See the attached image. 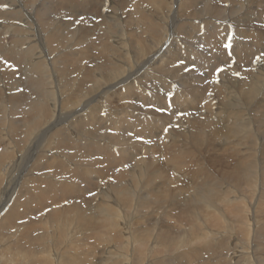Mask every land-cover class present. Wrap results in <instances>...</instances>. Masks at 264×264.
<instances>
[{
    "label": "bare ground",
    "instance_id": "bare-ground-1",
    "mask_svg": "<svg viewBox=\"0 0 264 264\" xmlns=\"http://www.w3.org/2000/svg\"><path fill=\"white\" fill-rule=\"evenodd\" d=\"M48 7L51 0H0V246L7 250V255L0 254L2 264L36 257L35 264H46L45 260L50 258L52 263L59 256L44 248L33 250L30 241V255L11 256L2 241L6 235L2 231L11 225L6 219L9 211H22L24 226L33 222L27 213L32 215L35 203L47 202L38 196L46 188L74 203L81 201V211L64 209L53 217L58 247L67 233H83L90 221L103 222L100 235L110 238L111 244L100 242L95 263L131 264L130 245L134 255L142 246L145 259L153 264H158L156 259L164 264H192L193 260L178 261L174 255L207 238L209 230L202 228L203 238L189 240L196 237L194 228L202 217L209 216L210 205L218 221L219 232L213 237L219 238L217 243L224 236L220 231L224 222L230 221L228 207L239 218L244 239L238 241L230 233L224 239L230 262L264 264V235L260 234L264 219L258 218L264 207V104L256 101L261 95L264 101V0H58L55 8L60 13ZM215 29L223 31L225 38L221 37L223 48L213 50ZM199 32L205 33L199 35L201 45L195 48L193 40ZM65 51L72 52L64 55ZM241 61L245 71L236 65ZM238 91L244 92L242 98ZM175 117L169 132L167 123ZM253 119L258 126L252 125ZM207 129L233 142L241 184L251 191L249 203L243 196L229 194L235 188L228 184V193L218 198L222 204L208 198L206 206L209 195L201 194V188L209 191L211 181L203 161L187 162L181 173L185 166L179 157L189 149L175 132L208 135ZM209 139L200 138L203 154L205 147L211 149ZM34 146H39L35 152ZM210 155L216 157L214 152ZM67 159L81 166L68 165ZM122 160L126 161L120 164ZM106 161L111 171L119 165L118 172H106ZM24 163H30L28 172L18 180L16 171ZM170 166L176 184L191 198L192 225L168 231L170 236L160 235L168 216L159 206L151 228L131 234L127 229L133 221L138 224L151 217L107 207L116 205V199L143 198L138 196L145 193L147 181L163 179L168 184L162 171ZM121 167H127V173H121ZM56 175L59 181H54ZM235 177L233 187L239 180ZM86 188L105 194L80 199L78 191L86 195ZM251 202L255 219L247 214ZM42 220L36 227L49 231L52 224ZM160 248H165L162 253Z\"/></svg>",
    "mask_w": 264,
    "mask_h": 264
},
{
    "label": "rangeland",
    "instance_id": "rangeland-1",
    "mask_svg": "<svg viewBox=\"0 0 264 264\" xmlns=\"http://www.w3.org/2000/svg\"><path fill=\"white\" fill-rule=\"evenodd\" d=\"M51 4H52V7H48V9H50L53 12L60 13L59 11H56V9L58 8H55V5L58 4V0H51ZM80 18L84 19V17H80ZM203 33L205 32H199L194 37L193 45L195 46V48L201 45L200 43H197V39L199 35ZM214 34L216 36L215 37L216 40H215V43H211V48L212 49L215 47L223 48V42H222L223 40L221 38V37L225 38L223 31H217L215 29ZM201 40H203V38ZM68 52L71 53L72 51H65L63 52V54L64 55L68 54ZM244 63L245 62L243 61L237 62L236 65L241 70L245 71L247 66L244 65ZM233 66H234L233 64H230L231 68ZM237 73L236 75H238ZM243 94L244 92L238 91V95L241 98L243 97ZM261 97L263 98V95H261L259 99L258 98L256 99L257 104L260 106L264 104V101H262ZM256 114L257 113L255 112L253 113L254 116H256ZM176 120H177V117L172 119L171 122L167 123V131L169 130L170 132L171 128L173 127V123H175ZM252 125L258 126V124L255 123V119H253ZM207 130L209 132L208 135H201L198 132H193L191 130L186 131L185 133L180 132L178 130L175 132L181 138L180 143H183L184 145L188 146V149H189L188 153H183L184 154L182 155L183 157L182 156L179 157L185 166L184 169L181 170V173L185 172L188 166L187 162H191L195 165H198L200 162L203 161V165H204L203 169L205 171V175L211 181L207 184L208 186H210L209 191L206 192L204 188H201L202 190L201 194L209 195L205 198V202L209 198L208 202H211L213 204H222V202L218 198L221 196L222 192L226 193L225 191L229 189L228 184H230V188H235V189L233 190L229 189V194H233L232 192H234L239 197L243 196L249 203L251 191L246 187L245 184L243 185L241 184L243 183L241 181L243 180V176H242L241 169L238 167V162H240V159L238 158L236 150L232 148L233 142H229L231 139L227 141L223 140L222 137H220V135H211L210 130L209 129ZM162 135L164 136V134ZM201 137H204V138L208 137V139L210 138L207 146L211 149H207L205 147L204 154L202 152V146H201V141H200ZM190 146H195V150L191 149ZM237 146L239 150L241 151L240 145H237ZM38 148L39 146H34L32 151L35 152L36 150H38ZM122 148H125V146ZM76 151H79V149H77ZM205 151H208L209 153L208 156L205 155ZM213 152L216 154L215 158H213V155H210ZM37 161L38 160L35 159V162ZM124 161L126 160H122L120 164H122ZM66 163L74 167L81 166V164L79 163L73 164L72 162H69L68 159L66 160ZM106 163L108 164L107 161ZM29 166H30V163H26V164L24 163L22 167L20 168V170L18 172L16 171L18 180L23 179L24 174L28 172ZM109 166L111 167V165L108 164V169L106 171L108 173L118 172V168L120 167L119 165H117L115 166L116 170L111 171ZM127 167H128V164H127ZM127 167L126 169H123V170L121 167L120 168L121 173H127L126 171ZM194 169H202V168H194ZM194 169H188L187 172H190ZM162 172L165 176L164 179L168 181V184H163V179L162 180L158 179V181L156 182H154V180H151V182L147 181L144 183V186H143L145 193L142 196H138V197H143V198L137 199L134 196L131 202L129 201L126 202L125 200L116 199V203H117L116 205H112V207H107L108 211L109 210H113L114 212L120 211L118 208H116L117 206H119L121 210L126 211L131 216L136 215L144 219L148 217L147 215L151 217L150 220L146 222H141L138 224L136 222L134 223L133 221V224L129 225L127 229V231H130L131 234H138V231H136L138 228L140 229L151 228V226L157 219L156 213H157V208L159 206L165 210V213L163 216L165 217L168 216L164 226L159 230L160 235L170 236L167 233L168 231H176L180 227H190L192 225V221L194 218L192 219L191 211L194 212V210L191 208L193 207L192 204L190 205L191 198L189 194H187V192L185 191L182 185L178 183L176 184L177 182L176 174L171 166L168 168H164ZM235 175H237L239 180L237 181L235 187H233L231 180L235 177ZM55 177H57V179H54V181L60 180V178L57 175ZM105 178H109V176L107 175ZM189 179H192V178L190 177ZM67 182H69V180ZM257 182H258V177L254 178L253 180L254 187L257 185ZM63 184H65V182ZM81 189L80 191H78V195H79L78 197L80 199H83V197H87L88 199L92 195L97 197L98 194L100 196H103L105 194V192L96 193L98 191L96 189H93L94 192H91V191L88 192L89 190L86 188L88 193L84 195V192ZM158 190H162V192L160 193L158 192L157 194H155ZM16 192L21 193V191H16ZM26 192L27 191L24 190L22 194L24 195ZM38 196L40 200H42V198L44 197L43 200L47 199V202L43 204L35 203L33 206L34 212L31 213L32 215L27 213V218L28 219L33 218L34 219L33 222H28L24 226V223L26 222V218L22 219V214H21L22 211H19V210H16V211L10 210L8 213V217H6L7 221L11 225L9 226L6 225V228H4V230L2 231L3 233L6 234L2 238V241H3V244L9 247V255L13 256V254L16 255L17 253H20L19 254L20 258H24L25 255H30L31 253L28 252L29 244L27 243V241H30L31 248H33V250H36V249L40 250L41 248H44V252H52V253L57 252V254H59L57 259L53 260L52 263H51L50 258L49 260H45L46 264H98V263H95L98 259V254H95V252H98L97 249L100 246V242L108 246H110L111 244L109 237H108L109 239H107L106 237L100 235V233L103 231L99 225L103 227L102 225L103 222L101 221L102 222L101 223L99 220L97 222L90 221L86 225L88 229L84 231L83 233H74V232L67 233L68 238H66L61 243L62 245L58 247L56 245L55 237H54L55 236L54 233L56 232L55 231L56 220L53 217L62 214L64 209H67L73 212L81 211V208L79 205L81 201H77L74 203L70 199V197L64 198L63 195L59 196L57 192L55 193L51 192L47 188L39 192ZM146 196H150L152 199H147ZM16 200L17 202H19V198H17ZM208 202L205 203L206 206ZM252 204H253L252 202L249 204V213L247 214L250 215V217H252L253 219H255V216H253L252 213L250 212V208L253 206ZM9 206L3 211L1 216L2 215L4 216L6 214L7 210L9 209ZM16 206L18 207V204ZM210 207L211 206L209 205V207L206 209L207 214L209 216H207L205 219L204 217H202L204 220L203 219L200 220L201 222H200L199 227L198 225H196L194 228L196 237H191L193 239L190 238L189 240L190 241L197 240L199 236L203 238L204 236L201 235L202 228L204 229V231H206V229L209 230V232L206 234L207 238L201 241L202 243L195 244L193 248L188 247V248H185V251L183 250L179 251L177 255H174V258L176 260L178 261L193 260L194 262H192V264H233L234 261L233 262L231 261L232 262L231 263L230 260L226 257V253H228L229 250L223 249L226 243L224 239L225 237L229 236L228 235L229 233L232 234V236L235 237L238 241H242V238L244 239L243 233L241 231V225H240L239 218L235 217L233 215L232 208L228 207L229 208L228 213H230L229 214L230 221H228L227 219L228 225L224 222V227L220 229V231L224 230V233H223L224 236H221L220 241L217 243V240H219V238H213V237H216V233L219 232L216 229L218 225H215V223L218 221L216 219V216L212 215V213L210 212L211 211ZM261 210L263 211V214H260L258 218L264 219V207H261ZM195 212L197 213L196 210ZM199 212L204 213V211L201 209L199 210ZM44 215H45L44 219L46 218V220H48L49 223L52 224V228L50 229L48 228L49 231L43 230L42 227L40 226L36 227V225H39V222L42 220V217ZM117 221H120V218ZM29 223H34L35 224L34 227H31ZM108 225L109 227H111L110 224ZM229 228H232V229H229ZM260 228L262 230L260 234L264 235V226L263 227L260 226ZM94 233H96V235ZM112 233L114 232L112 231ZM113 239L118 240L119 237H115ZM204 242H205V245L203 244ZM243 243H245V240L243 241ZM83 246L85 248V254H83L82 252ZM128 248H129V252L131 253L133 252L132 255H130L131 264H132V261H131L132 258L135 262H137V264H153L152 260L145 259L144 255L142 254L143 252L142 246L136 251L135 255H134V248L131 247L130 245H128ZM163 249L165 248H160L161 253ZM170 250L171 248L168 249V251ZM6 252L7 250H5V246H0V254L7 255ZM214 255H218L219 257L215 258ZM114 256H115V251H114L113 257ZM65 259L67 261H65ZM212 259H214V261ZM217 259L219 260L217 261ZM225 259L228 260V263H226ZM3 261L4 260H1L0 264H2ZM156 261L158 262V264H164L162 259H156ZM26 262L23 261L20 264L38 263V257L28 259L26 260ZM14 264L16 263L14 262Z\"/></svg>",
    "mask_w": 264,
    "mask_h": 264
},
{
    "label": "snow or ice",
    "instance_id": "snow-or-ice-1",
    "mask_svg": "<svg viewBox=\"0 0 264 264\" xmlns=\"http://www.w3.org/2000/svg\"><path fill=\"white\" fill-rule=\"evenodd\" d=\"M5 7H6V5H5Z\"/></svg>",
    "mask_w": 264,
    "mask_h": 264
}]
</instances>
